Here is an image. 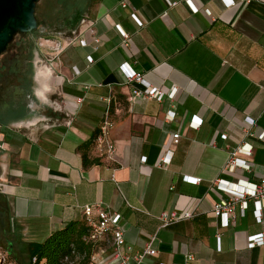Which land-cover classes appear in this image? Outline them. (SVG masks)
<instances>
[{"label":"crops","instance_id":"1","mask_svg":"<svg viewBox=\"0 0 264 264\" xmlns=\"http://www.w3.org/2000/svg\"><path fill=\"white\" fill-rule=\"evenodd\" d=\"M86 16L35 71L38 98L51 92L52 115L62 121L38 128L47 117L35 114L1 134L9 264H26L28 243L84 221V206L96 203L120 213L132 254L153 237V253L140 264H264V242L248 246L249 236H264V198L260 218L248 200L226 227L210 212L228 192L264 177V0H98ZM121 66L140 72L163 98L129 101L135 84ZM104 99L112 159L94 147ZM168 150L171 160L162 163ZM231 153L247 167L224 169ZM191 209L192 218L160 227L162 211ZM108 255L99 258L115 264Z\"/></svg>","mask_w":264,"mask_h":264},{"label":"built area","instance_id":"2","mask_svg":"<svg viewBox=\"0 0 264 264\" xmlns=\"http://www.w3.org/2000/svg\"><path fill=\"white\" fill-rule=\"evenodd\" d=\"M176 3V1H168L170 6L175 5ZM232 3L233 2H229L228 4ZM87 22V17L82 18L80 24L84 25ZM88 31L93 35L94 48L96 49L100 40L98 36L95 35L92 24L88 26ZM122 36L124 39L128 38V35L125 33H122ZM45 41L52 42L48 39H45ZM80 42L82 45L86 44V41L83 38L80 39ZM88 60L91 62L92 57L88 56ZM121 68L127 82L135 84V86L131 89L130 96L128 97L129 101H132L134 98L155 99L160 101L165 95V93L159 88L145 82L140 72L128 70L124 66H121ZM174 93L175 88H173L166 95L172 99ZM104 100L106 102V106L100 126L98 128V133L94 138V147L102 156L112 159L115 151V144L114 141L109 137L110 128L113 126V122L109 114L110 99ZM174 116L175 113L173 111L169 110L167 112V118L173 119ZM262 136L263 134H261L260 137ZM222 137L225 138V136ZM173 141L175 144L178 142V134L174 135ZM171 157L172 151H166L161 158L162 163H169ZM242 166H246L244 161L234 157V154L231 153L224 166V169L233 170L235 167ZM183 179L194 184L200 182V178L192 176H183ZM213 183L217 189L225 192L227 191V188L221 185L220 180H215ZM263 198L264 177L260 178L256 183H250L248 188H242L239 191L228 192V196L226 198L216 201L211 206L210 212L220 220L221 227H226L235 214L236 206L239 207L240 212L243 214L245 208L247 207L248 200L253 202L257 217L260 218L261 200ZM195 213L196 211L193 209L187 210L183 213H177L175 211H162L158 216L160 220V227H168L172 224L188 220L192 218ZM83 215L87 232L82 239L91 248V252L87 257L85 264H106L104 260L99 258L100 255L105 253L109 254L108 256L110 261L114 262L115 264H129L131 259H133L135 264H140L146 255L153 253L151 246L153 237L149 242L146 243L145 248L141 252L135 254L131 253V247L126 244L124 239L120 213L109 210L101 203H96L92 205L86 204L83 208ZM219 236L220 234H216L217 240L219 239ZM263 242L264 236L261 233L249 236L248 238V246L250 247L260 245ZM8 258L9 254L7 250L0 251V264H9V261L7 262ZM83 258L84 254H79L73 249L68 255L63 257L62 264H79ZM28 264H42V261L37 263L36 257H32L30 263Z\"/></svg>","mask_w":264,"mask_h":264},{"label":"flooded vegetation","instance_id":"3","mask_svg":"<svg viewBox=\"0 0 264 264\" xmlns=\"http://www.w3.org/2000/svg\"><path fill=\"white\" fill-rule=\"evenodd\" d=\"M62 10L64 9L59 2L48 3L39 11L35 9L36 28L29 32L16 33L0 53L1 134L6 131L7 125L20 123L38 112L46 111L44 106L38 103L39 98L34 88L36 65L39 62L35 56L34 46L42 34L51 32L54 35L61 32ZM51 17L52 21L49 20ZM86 17L84 13L82 18ZM71 20V17L66 20L68 26ZM2 143L0 139L1 149Z\"/></svg>","mask_w":264,"mask_h":264},{"label":"trees","instance_id":"4","mask_svg":"<svg viewBox=\"0 0 264 264\" xmlns=\"http://www.w3.org/2000/svg\"><path fill=\"white\" fill-rule=\"evenodd\" d=\"M61 1L63 2V5L65 4L70 9L68 15L72 19L70 22L71 24L70 26L66 25L65 28L68 32H70L78 25L80 19L82 18L84 13L90 8V6L98 0ZM40 6L41 3L39 0L35 6L36 11H39ZM1 152L3 151L0 148V153ZM0 196H2V202H4V204L0 207V213L5 219L4 224L1 226L2 233L0 234V237L3 238L7 247V251L9 255H11L10 245H12V242L8 236L10 227L8 218L9 205L6 196H4V194L2 193H0ZM86 232L87 227L84 221L71 220L67 222L63 227L53 230L42 241L30 242L26 245V264L30 263L32 257H36L37 263L42 261V264H62L63 257L68 255L73 249L79 254H84V258L79 262V264H85L87 254L90 251V246L86 244L82 239Z\"/></svg>","mask_w":264,"mask_h":264},{"label":"rangeland","instance_id":"5","mask_svg":"<svg viewBox=\"0 0 264 264\" xmlns=\"http://www.w3.org/2000/svg\"><path fill=\"white\" fill-rule=\"evenodd\" d=\"M58 1L61 3L62 7L64 8V10H62V15H63L62 20L63 21H62L61 28H60L61 32H59L58 34L56 33L54 35L51 32H48L46 34H42L41 36H39L37 38L36 44L34 46V51H35L36 58L39 59L40 61L36 65V69L38 66L45 65V63L49 62L48 60L50 59V57L55 55L57 52H59L62 49L63 43L59 39L63 38V37L65 38L70 33L65 29L66 25H67L66 20L69 19L68 13H69L70 9L65 4L63 5V2L61 0H40L41 6L39 7V10L42 9L45 5H47V3L53 2L54 4H56V2H58ZM87 11L85 13H87ZM64 15H65V17H64ZM52 19H53V17H51L49 20L52 21ZM78 25L81 26L80 22L78 23ZM45 39H51L53 41V43L46 42ZM34 88H35V91L37 94L39 85L35 83ZM45 95H46V99H42V100L39 99L38 103H40L44 106V109L46 110L45 113L49 114V115H44L43 112H38L36 114L37 117H43V116L47 117L44 120H40L36 124V126L38 128L41 127V125H50L51 123H54V122L59 123L62 121L60 117H59V121H56V119H55L56 117L52 115L55 112L54 111L55 107L50 105L51 100L53 98L52 93L48 91V92H46ZM43 100H45V101H43ZM60 108H61L60 110H62V103L60 105ZM34 117H36V116H34ZM61 117H63V116H61ZM0 139H1V141H3V138H1V133H0ZM3 163H4V155H3V152H1L0 153V193H2V194H4L2 191V189H3V181H2ZM1 202H2V196H0V207L4 204V202H2V203ZM4 220L5 219H4L3 215L0 213V234L2 233L1 232V226L4 224ZM3 250L4 251L7 250V247H6V244L3 240V238L0 237V251H3ZM8 261L9 260L7 259V262Z\"/></svg>","mask_w":264,"mask_h":264},{"label":"water","instance_id":"6","mask_svg":"<svg viewBox=\"0 0 264 264\" xmlns=\"http://www.w3.org/2000/svg\"><path fill=\"white\" fill-rule=\"evenodd\" d=\"M38 1L0 0V53L16 33L36 28L35 6Z\"/></svg>","mask_w":264,"mask_h":264},{"label":"bare ground","instance_id":"7","mask_svg":"<svg viewBox=\"0 0 264 264\" xmlns=\"http://www.w3.org/2000/svg\"><path fill=\"white\" fill-rule=\"evenodd\" d=\"M46 77L44 70H38L37 71V78L44 79Z\"/></svg>","mask_w":264,"mask_h":264}]
</instances>
